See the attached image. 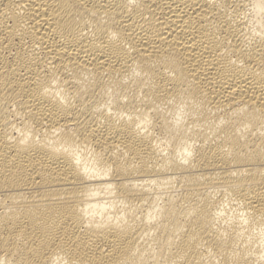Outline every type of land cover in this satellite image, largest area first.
<instances>
[{
	"label": "bare ground",
	"instance_id": "6f19581e",
	"mask_svg": "<svg viewBox=\"0 0 264 264\" xmlns=\"http://www.w3.org/2000/svg\"><path fill=\"white\" fill-rule=\"evenodd\" d=\"M0 264H264V0H0Z\"/></svg>",
	"mask_w": 264,
	"mask_h": 264
}]
</instances>
